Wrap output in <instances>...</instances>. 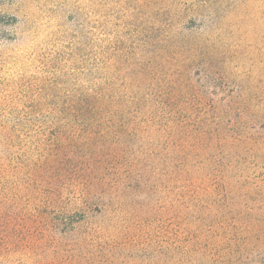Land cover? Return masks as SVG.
<instances>
[{
  "label": "rangeland",
  "instance_id": "374dc122",
  "mask_svg": "<svg viewBox=\"0 0 264 264\" xmlns=\"http://www.w3.org/2000/svg\"><path fill=\"white\" fill-rule=\"evenodd\" d=\"M113 83L218 148L54 105ZM0 264H264V0H0Z\"/></svg>",
  "mask_w": 264,
  "mask_h": 264
},
{
  "label": "trees",
  "instance_id": "16d2710c",
  "mask_svg": "<svg viewBox=\"0 0 264 264\" xmlns=\"http://www.w3.org/2000/svg\"><path fill=\"white\" fill-rule=\"evenodd\" d=\"M109 87L110 89L108 90ZM105 89L101 86L93 87L87 96H79L75 101L66 102V97H54V105L61 114H67V112L80 113L81 121L95 122V123H124L123 120H118V113H132L130 109L134 108V113L142 112L144 114L152 116L155 111L157 114L155 118L147 117L141 120L142 117L133 116L132 122L136 126L140 125H157L158 118L161 115H166L165 129L169 132L171 140L177 138V143L174 141L172 145L174 148L182 147L183 154L186 158H190L194 152L193 147L198 145L201 141L208 140L213 133L207 131L204 126L208 121V113L200 115L193 126L190 128V119L193 116L194 110H190V104L188 103L186 94L183 91L174 89L170 94H164L159 97V100H155L153 96L148 94L144 99L138 97L136 94H123L116 95L114 91L115 84L108 85ZM135 88L139 89V85H135ZM127 98V99H122ZM143 108V109H140ZM60 109H62L60 111ZM189 111V113H188ZM107 114V118H103ZM88 115V117L86 116ZM111 115V116H110ZM141 120V121H139ZM52 123V122H51ZM217 126V124L215 123ZM218 128V127H217ZM225 144V143H224ZM193 145V146H192ZM207 145V144H206ZM214 145V146H213ZM226 145V144H225ZM208 150L217 149L216 140H211L207 145ZM216 180V179H215ZM224 218L221 222H224ZM5 223V222H3ZM8 226V225H7Z\"/></svg>",
  "mask_w": 264,
  "mask_h": 264
}]
</instances>
